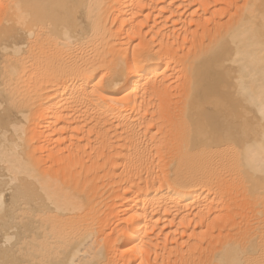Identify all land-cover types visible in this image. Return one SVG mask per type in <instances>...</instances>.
<instances>
[{"label": "bare ground", "instance_id": "obj_1", "mask_svg": "<svg viewBox=\"0 0 264 264\" xmlns=\"http://www.w3.org/2000/svg\"><path fill=\"white\" fill-rule=\"evenodd\" d=\"M0 5V264H264V0Z\"/></svg>", "mask_w": 264, "mask_h": 264}, {"label": "snow or ice", "instance_id": "obj_2", "mask_svg": "<svg viewBox=\"0 0 264 264\" xmlns=\"http://www.w3.org/2000/svg\"><path fill=\"white\" fill-rule=\"evenodd\" d=\"M0 7H3V5H0Z\"/></svg>", "mask_w": 264, "mask_h": 264}]
</instances>
